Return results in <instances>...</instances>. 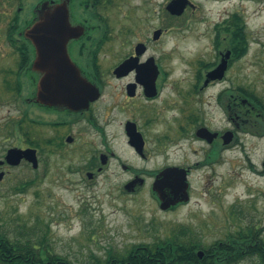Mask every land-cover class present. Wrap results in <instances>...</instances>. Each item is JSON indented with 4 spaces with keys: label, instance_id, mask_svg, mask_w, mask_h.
Returning a JSON list of instances; mask_svg holds the SVG:
<instances>
[{
    "label": "rangeland",
    "instance_id": "rangeland-1",
    "mask_svg": "<svg viewBox=\"0 0 264 264\" xmlns=\"http://www.w3.org/2000/svg\"><path fill=\"white\" fill-rule=\"evenodd\" d=\"M170 1L95 2L106 16L97 21L88 10L84 14L83 8L78 9L80 17L86 15L94 24L108 21L113 47L107 61L149 38V54L166 71L162 93L153 100L142 94L127 100L124 87L128 78L111 79L96 104L105 133L81 123L72 128L81 137L77 144L55 149L42 142L38 168L27 161L18 166L6 163L0 169L6 172L0 179V230L11 239L30 233L41 239L45 234L55 253L83 263L93 254L131 251L183 230L203 247L227 240L247 225H254L264 238V135H256L261 129L264 133V0H190L181 15L170 13ZM159 28L165 32L154 41L153 32ZM99 35L100 30L93 37ZM227 48L232 49V58L222 80L207 84L204 90L201 83L199 94H194L197 78L202 82ZM235 48L239 58L233 57ZM226 89L232 93L240 89L255 107L240 117V129L229 120L224 99H218ZM2 106L0 160L10 147L29 146L26 133L14 126L18 120L9 102ZM144 107L155 111L154 124L145 123ZM132 114L148 139L145 158L128 143L123 129V120ZM38 116L51 118L41 110ZM189 116L192 123L186 121ZM202 124L210 130H237V140L212 149L195 133ZM39 129L42 140L61 133L58 128ZM100 153L109 155L108 164L90 178L87 172H97L92 168L100 165ZM91 161L96 165L89 166ZM122 163L147 169L189 165V202L162 210L152 190L153 177L137 191H126L130 173ZM233 264L255 261L248 257Z\"/></svg>",
    "mask_w": 264,
    "mask_h": 264
},
{
    "label": "flooded vegetation",
    "instance_id": "flooded-vegetation-1",
    "mask_svg": "<svg viewBox=\"0 0 264 264\" xmlns=\"http://www.w3.org/2000/svg\"><path fill=\"white\" fill-rule=\"evenodd\" d=\"M106 1L108 0H0V107H3L2 105H7L9 102L10 111L16 116V120H18L14 126L18 127L20 130L22 129V131H24L27 135L24 137H27L26 141L29 146L20 148H35L39 161L42 142L48 145L51 144L55 149L63 148L64 146H71L74 143L77 144L81 137L72 132V128L75 125L81 123L87 124L92 128L105 133V125L100 123L99 113L96 110V104L103 99L107 85L111 79L123 80L128 78L124 87L127 100L133 99L140 94H142L146 100H153L158 98L162 93L161 82L163 79H166V71L161 63L158 62L157 58L149 54V50L151 48L149 38L145 40H138L134 44L130 45L129 49H125L122 52L118 51L121 55L120 57L117 56V58L107 61L109 54L108 51L110 50V47H113L108 21H105L104 19L105 23L103 25L99 23L94 24L86 15L80 17V15L77 14L78 9L83 8L84 14H86L85 10H88L89 16L93 20H101L102 17L104 18L106 16L99 10V6H95V2H99L100 5L101 2L104 3ZM44 3H48L49 5H55L57 3L67 4L70 10V20L72 24L82 25L84 27L83 33L79 37L70 39L68 43V51L73 62L79 68L81 75L86 80L94 84L100 91L99 96L95 100L90 101L88 107L86 108L73 110L65 106L45 105L38 101V83L41 77V72L34 66L37 58V49L34 43L26 36V29L38 19L39 10ZM98 30H100V35L93 37V34ZM156 30L157 29H155L154 32ZM164 32L165 30L162 29V35ZM235 35L236 33L234 34V37L236 38ZM161 37L156 40L152 37V39L154 41H159ZM231 38L232 37L230 35V39ZM87 42L92 44L91 47H87ZM236 48L234 49L235 51L233 52V57L235 58L238 56L239 58V52ZM225 50L226 51L221 52L220 61L222 60L224 54L230 51L231 54L228 59L229 66L231 64L232 49L227 48ZM152 58H155L154 64L156 65V72L151 71ZM125 62H128L127 67L117 70ZM204 69L202 71H204ZM162 73H164L163 76ZM152 75H155L153 80L154 92L150 93L148 91L150 93L149 94L147 92L148 89L146 88L145 82H152ZM200 79L202 78L198 77L197 82L193 86L192 92L194 94H199L201 83L203 84L200 89L204 90L207 84H209V86L214 85L215 83L218 84L220 80H222V78L211 79L206 83V78H204L202 82L199 83ZM243 93L244 92L240 89L236 90L235 93L228 92V89H226L223 94H220L218 97L220 101L222 99L225 100H222V102L227 109V116L229 120H231L232 123L238 127V129H240L241 126L239 122V119H241L240 117H245L246 113L248 115L251 107L255 111V107ZM38 110L51 115V118L40 119L38 116ZM142 115L145 116L146 124H154L155 119H152L151 117L155 116V111H150V109L144 107ZM191 116L195 115L191 114ZM134 117L135 114H132L123 120V129L128 137V143L136 150L140 158H145L147 155L146 145L148 139L144 131L141 130V124ZM195 118H198V116H195ZM192 120V118L186 119V121H190L191 123ZM241 122L245 123L247 121L242 120ZM31 123L32 128L28 130L27 125ZM40 126L50 127L54 130L58 128L61 133L59 137H50L42 140V133L39 129ZM202 126L204 127L205 125L202 124L199 127ZM199 127L196 129V135ZM130 128L134 131L136 129V131L142 134L144 146L141 152H138L136 147L130 142ZM184 130L187 132L185 128ZM212 131L218 132V136H216L212 141L202 138L206 140L207 143L211 144L210 146L212 149H215L217 146L232 144V142L234 143L237 140V130L227 128L224 131ZM16 132L20 133L15 130V133ZM227 132H229L228 135L230 136L229 142H225L224 138V135H226ZM157 139L159 140L158 137ZM55 142L57 143L55 144ZM100 154L106 155V163H103L101 159L100 165L92 168L97 169V172L88 171V176L89 173H92V176H89L90 178L96 176L98 172L100 173L104 169V166L108 164L109 155L106 153ZM110 154L113 156L114 152L111 151ZM5 164L6 163L0 162V169H2ZM90 164L91 166L94 164L96 165V161H91L89 162V166ZM166 167L169 166H165L161 169H147L140 168L133 164L128 165L122 163V168L130 173V177L126 183L135 180L134 187L130 192H135L140 187L145 185L149 177L154 178V183L160 172ZM179 167H185L188 169V176L190 175L192 168L189 165ZM153 193L157 197L160 204V199L158 198L156 192L153 191ZM183 203L187 202L180 201L166 210H173Z\"/></svg>",
    "mask_w": 264,
    "mask_h": 264
},
{
    "label": "water",
    "instance_id": "water-1",
    "mask_svg": "<svg viewBox=\"0 0 264 264\" xmlns=\"http://www.w3.org/2000/svg\"><path fill=\"white\" fill-rule=\"evenodd\" d=\"M190 0H171L167 9L170 13L181 15ZM82 25H73L70 20V10L65 3L49 5L42 4L39 10L38 19L26 29V36L34 43L37 49V58L34 66L41 72L38 83V101L49 106H65L73 110H79L88 107L90 101L99 96V89L86 80L80 73L79 68L73 62L69 51L68 43L71 38L79 37L83 33ZM162 34V29L154 32V39H158ZM230 51L226 52L222 61L217 67L207 74L206 83L211 79L222 78L228 67ZM128 62L122 64L117 70L127 67ZM151 71L156 72L154 59H151ZM152 82H145L146 88L150 93L154 92ZM149 78V77H148ZM148 92V93H149ZM149 93V94H150ZM248 101V100H246ZM229 132L224 135L225 142H229ZM131 144L134 145L138 152H141L144 146L142 134L130 128ZM197 135L212 141L218 132H213L206 127H200ZM32 163L34 168L39 167V159L36 149L12 147L7 151L5 160L10 165L17 166L23 160ZM101 159L106 163V155L102 154ZM189 170L179 166H169L160 172L153 183V191L156 192L160 199V208L163 210L174 206L180 201L190 199L188 181ZM5 175L4 171L0 172V179ZM92 176V173H89ZM135 180L125 184V189L131 191L134 187ZM200 258L204 255V250L199 249Z\"/></svg>",
    "mask_w": 264,
    "mask_h": 264
},
{
    "label": "trees",
    "instance_id": "trees-1",
    "mask_svg": "<svg viewBox=\"0 0 264 264\" xmlns=\"http://www.w3.org/2000/svg\"><path fill=\"white\" fill-rule=\"evenodd\" d=\"M37 237L30 233L11 239L0 230V264H233L248 257L255 264H264V238L254 225H247L222 243L217 241L207 247L183 230L154 244H139L131 251L112 250L106 256L93 254L83 263L55 253L45 234L41 239ZM199 249L204 250L202 258Z\"/></svg>",
    "mask_w": 264,
    "mask_h": 264
},
{
    "label": "bare ground",
    "instance_id": "bare-ground-1",
    "mask_svg": "<svg viewBox=\"0 0 264 264\" xmlns=\"http://www.w3.org/2000/svg\"><path fill=\"white\" fill-rule=\"evenodd\" d=\"M256 135L262 136V135H264V133L263 132H260V133L256 132Z\"/></svg>",
    "mask_w": 264,
    "mask_h": 264
}]
</instances>
